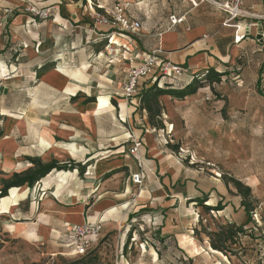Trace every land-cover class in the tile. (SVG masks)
Segmentation results:
<instances>
[{"label":"crops","instance_id":"1","mask_svg":"<svg viewBox=\"0 0 264 264\" xmlns=\"http://www.w3.org/2000/svg\"><path fill=\"white\" fill-rule=\"evenodd\" d=\"M102 1L106 8L122 5L142 27L116 33L107 47L116 28L94 24L87 0H0V56L9 69V88L0 96V191L15 173L33 169L37 160L73 163L54 168L32 186L11 187L0 197V229L57 256L74 251L70 235L75 224L102 220L106 233L127 226L142 236L139 229L146 226L149 264H165L164 252L173 244L190 262L196 256L189 246L193 238L183 240L185 235L164 215L169 207L165 203H197L216 193L228 209L230 186L187 166L177 154L178 144L157 132L167 124L163 98L187 101L201 91L207 94L216 82L206 79L213 69L223 73L221 83L232 78L241 96L264 97V19L226 23L227 15L208 2L193 6L189 0L172 1L157 12L143 11L142 1L136 3L138 9L132 0ZM31 5L51 6L52 14L35 17ZM244 7L264 12L259 1L246 0ZM171 15L185 19L173 25ZM152 52L184 67L178 80L163 79L175 84L176 91L197 85L196 92L183 97L160 96L158 125L150 122L140 95L129 99L123 94L129 69ZM155 82L143 78L140 93ZM129 130L143 142L136 154L129 153ZM56 149L66 151L64 159L56 157ZM139 157L146 169L142 185L131 179L140 171ZM17 188L21 191L12 194ZM241 201L240 196L233 209L246 214ZM146 212L153 214L151 225L139 216ZM160 238L167 239L161 243Z\"/></svg>","mask_w":264,"mask_h":264},{"label":"rangeland","instance_id":"2","mask_svg":"<svg viewBox=\"0 0 264 264\" xmlns=\"http://www.w3.org/2000/svg\"><path fill=\"white\" fill-rule=\"evenodd\" d=\"M141 1L143 11L152 9L158 12L164 4L178 0H132V7L138 9L136 3ZM3 63L0 56V96L9 88V77L6 76L9 69ZM206 92L201 91L198 97L187 101L163 98L164 105H167V124H164V130L157 128V132L161 131L168 141L178 144L177 154L190 168L199 169L215 181L224 180L222 176L227 174L250 185L257 207L252 220L246 222L248 215L233 209L240 204V196L233 184L226 193L230 197L228 209L222 204L223 200L218 201L216 193L205 203L220 204L223 206L221 211L207 212L202 205L189 199L173 205H169L171 201L162 202L168 203L164 215L176 226L178 233L185 235L183 240L193 238L189 246L196 255L189 262L190 257L185 258L173 244L164 252L165 264H264V97L241 96L232 78L223 83L215 82ZM127 134V141L133 143L129 131ZM181 148L183 151L179 153ZM146 214L139 215L141 221L151 225L153 214ZM227 225L243 226L246 233L238 235L236 245L230 244L233 254H219L211 249L207 232ZM126 228L102 232L96 264H141L142 261L149 264L152 261L146 253L147 243H151L147 238L150 236L147 227L139 229L144 237ZM85 256L87 254L46 255L43 248L14 240L0 229V264H83L81 260Z\"/></svg>","mask_w":264,"mask_h":264},{"label":"built area","instance_id":"3","mask_svg":"<svg viewBox=\"0 0 264 264\" xmlns=\"http://www.w3.org/2000/svg\"><path fill=\"white\" fill-rule=\"evenodd\" d=\"M193 6H198L201 2H208L227 15V22H233L237 19L258 18L264 19V12H257L256 10L246 9L244 7L246 0H189ZM259 1L264 9V0ZM87 8L89 16L92 18L94 24L99 25H113L116 29L110 32L108 36L109 44L113 40V36L118 32H137L142 27L140 20L128 16L125 8L122 5H115L111 8H106L102 0H87ZM29 11L35 17H49L52 14V7H37L31 5ZM184 16L171 15L170 20L173 25L183 22ZM239 27V25H238ZM239 40V37H238ZM185 72L182 65L173 63L170 60H159L156 52L142 55L138 62L135 63L128 71L126 82L123 84V94L126 98L135 99L140 93V83L143 78H151L158 82L159 86H163L168 81H163L164 78L171 80H178ZM175 85V84H174ZM130 137L133 141V146L129 149V153H138L143 142L140 137L134 136L133 132L129 130ZM183 149L181 148L182 153ZM140 171L132 174L131 179L137 185H142L146 177L144 160L138 158ZM37 183V182H36ZM103 221L96 222L87 220L80 224H75L71 230V240L74 251L71 253L75 256H83L88 254L91 250L96 248L101 240V233L103 231Z\"/></svg>","mask_w":264,"mask_h":264},{"label":"trees","instance_id":"4","mask_svg":"<svg viewBox=\"0 0 264 264\" xmlns=\"http://www.w3.org/2000/svg\"><path fill=\"white\" fill-rule=\"evenodd\" d=\"M222 75H223L222 72H218L215 69H213L206 74V79L207 81L210 82H214V81L219 82L221 81ZM193 85L194 84L191 83L186 88H184L182 92H178L175 90L174 84L166 83L163 86H159L158 82H155L151 87L145 88L141 93H139L142 106L147 110L150 122L158 125L160 117L162 116L163 111L160 102V96L165 94H170V95L183 97L187 94L196 92L197 85L196 86ZM175 148L179 150L178 146H175ZM72 165L73 163L60 164L55 160L45 163L42 162L41 160H37L35 162V167L33 169H29L21 174L15 173L10 180L6 181L4 183L3 188L0 191V197L7 195L8 190L13 186H20L25 183H28L30 186H32L42 177L46 176L54 168H58V169L70 168ZM222 177L225 180L227 186H230V184H233L235 186L237 194L242 197L241 205L243 206L246 214L248 215V220L246 222L251 221L253 217V211L256 210L257 207L254 202L252 187L244 183L241 179L235 176L232 175L228 176L227 174H223ZM194 201L202 205L207 212H210L212 210L218 211L223 209V206L220 204L217 205L205 204L208 201L207 196L199 198L198 200L196 199ZM240 233H246L243 226L238 227L231 225H227L226 227H220L217 230L207 232V235L209 236V243L210 246L212 247L211 249L219 253L223 252L225 254H233V248L230 246V244L231 245L237 244L239 238L238 235ZM166 239L167 238H160L161 243L164 242ZM99 245L93 250H91L87 254V256H85L81 260V263L96 264L99 259V253H98ZM164 245H168V244H164ZM153 246L156 248L158 253H160V250L157 249L156 244H153ZM225 258L227 257L225 256Z\"/></svg>","mask_w":264,"mask_h":264},{"label":"bare ground","instance_id":"5","mask_svg":"<svg viewBox=\"0 0 264 264\" xmlns=\"http://www.w3.org/2000/svg\"><path fill=\"white\" fill-rule=\"evenodd\" d=\"M116 40V39H115ZM113 41V40H112ZM113 43H115V41L113 42ZM116 43H119V44H121V42H119V41H116ZM109 99V98H108ZM21 122V121H20ZM18 123V122H17ZM48 139V138H47ZM51 140V139H50ZM51 142V141H50ZM55 153H56V157L57 158H59V159H64L65 158V156H66V151L65 150H61V149H56L55 150ZM21 191V189H19V188H17V189H13L12 190V194H16L17 192H20Z\"/></svg>","mask_w":264,"mask_h":264},{"label":"water","instance_id":"6","mask_svg":"<svg viewBox=\"0 0 264 264\" xmlns=\"http://www.w3.org/2000/svg\"><path fill=\"white\" fill-rule=\"evenodd\" d=\"M263 29L261 28L258 38L262 37Z\"/></svg>","mask_w":264,"mask_h":264}]
</instances>
